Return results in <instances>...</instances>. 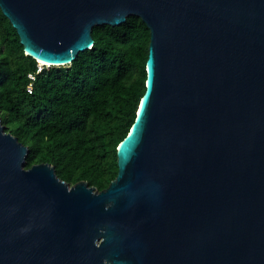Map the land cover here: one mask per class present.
I'll return each instance as SVG.
<instances>
[{
  "label": "water",
  "instance_id": "water-1",
  "mask_svg": "<svg viewBox=\"0 0 264 264\" xmlns=\"http://www.w3.org/2000/svg\"><path fill=\"white\" fill-rule=\"evenodd\" d=\"M59 66L139 16L145 90L97 190L26 167L0 118V264H264V0H0Z\"/></svg>",
  "mask_w": 264,
  "mask_h": 264
},
{
  "label": "trees",
  "instance_id": "trees-1",
  "mask_svg": "<svg viewBox=\"0 0 264 264\" xmlns=\"http://www.w3.org/2000/svg\"><path fill=\"white\" fill-rule=\"evenodd\" d=\"M92 35L94 44L69 64L37 71L0 8V118L28 146L26 167L49 162L66 182L101 190L117 174V146L145 90L150 31L129 15L95 25Z\"/></svg>",
  "mask_w": 264,
  "mask_h": 264
},
{
  "label": "built area",
  "instance_id": "built-area-1",
  "mask_svg": "<svg viewBox=\"0 0 264 264\" xmlns=\"http://www.w3.org/2000/svg\"><path fill=\"white\" fill-rule=\"evenodd\" d=\"M38 61V60H37ZM48 67V66H50L48 63H45V62H38L37 63V71H40L43 67ZM28 77L30 78V79H33L34 78V74L33 73H29L28 74ZM31 88V83H29L28 84V89H30Z\"/></svg>",
  "mask_w": 264,
  "mask_h": 264
}]
</instances>
